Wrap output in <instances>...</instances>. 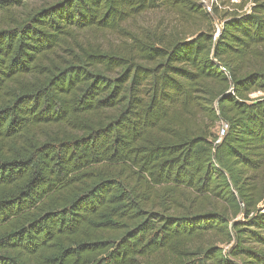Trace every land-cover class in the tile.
Instances as JSON below:
<instances>
[{
    "label": "trees",
    "instance_id": "trees-1",
    "mask_svg": "<svg viewBox=\"0 0 264 264\" xmlns=\"http://www.w3.org/2000/svg\"><path fill=\"white\" fill-rule=\"evenodd\" d=\"M26 2L0 0V264H264V0Z\"/></svg>",
    "mask_w": 264,
    "mask_h": 264
},
{
    "label": "rangeland",
    "instance_id": "rangeland-1",
    "mask_svg": "<svg viewBox=\"0 0 264 264\" xmlns=\"http://www.w3.org/2000/svg\"><path fill=\"white\" fill-rule=\"evenodd\" d=\"M53 1L54 0H27L26 4H27V8L35 9V8H38V7L42 6V5L51 3ZM201 2H202V4L204 5L205 8L210 6L209 0H201ZM223 3H225V5L228 8L225 7L224 9H221V11H225V9L227 11H230L233 8V7H231L229 5V3H227V1H223ZM13 12H14L15 16H18L19 13H20V8L15 9ZM144 19L147 20L148 22H154V21L159 20V19L163 20L164 22H167V21L169 22L170 20H172V16L168 15V13H165V12H159V13L149 14ZM104 40H106V41L113 40L114 41V38L111 37V36H104ZM257 96H261V94H253V95H251L252 98H255ZM218 129H219V125L217 124L216 127L214 128V133L217 134L218 133Z\"/></svg>",
    "mask_w": 264,
    "mask_h": 264
},
{
    "label": "built area",
    "instance_id": "built-area-1",
    "mask_svg": "<svg viewBox=\"0 0 264 264\" xmlns=\"http://www.w3.org/2000/svg\"><path fill=\"white\" fill-rule=\"evenodd\" d=\"M221 1H228L232 5H238L239 3H241L244 0H209L210 6L207 7L206 10L209 13H211V6L212 5H215L220 10L224 9L225 7H221V5H220ZM249 5L250 4L246 5V7L244 8V11H246L249 8ZM219 26L220 25H217V27H219ZM226 130H227V125L225 123H223V122H220L219 123L218 133H217L218 139H217L216 143L219 142L220 139L225 135Z\"/></svg>",
    "mask_w": 264,
    "mask_h": 264
}]
</instances>
